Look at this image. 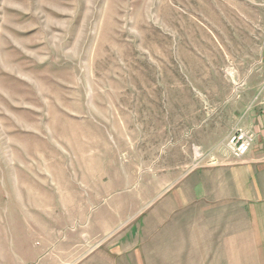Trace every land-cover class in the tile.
I'll use <instances>...</instances> for the list:
<instances>
[{
	"label": "rangeland",
	"instance_id": "obj_1",
	"mask_svg": "<svg viewBox=\"0 0 264 264\" xmlns=\"http://www.w3.org/2000/svg\"><path fill=\"white\" fill-rule=\"evenodd\" d=\"M263 78L264 0H0V264L170 227Z\"/></svg>",
	"mask_w": 264,
	"mask_h": 264
},
{
	"label": "crops",
	"instance_id": "obj_2",
	"mask_svg": "<svg viewBox=\"0 0 264 264\" xmlns=\"http://www.w3.org/2000/svg\"><path fill=\"white\" fill-rule=\"evenodd\" d=\"M244 126L253 134L248 150L187 173L184 191L175 196L185 211L171 213L170 227H155L147 243H139V231L133 243L136 236L128 230L120 243L88 251L81 242L119 233L79 232L53 245L41 264H264V101L255 104Z\"/></svg>",
	"mask_w": 264,
	"mask_h": 264
},
{
	"label": "built area",
	"instance_id": "obj_3",
	"mask_svg": "<svg viewBox=\"0 0 264 264\" xmlns=\"http://www.w3.org/2000/svg\"><path fill=\"white\" fill-rule=\"evenodd\" d=\"M261 90H264V78L262 80ZM252 140V132L243 128H237L228 140L230 151L236 158H240L248 150Z\"/></svg>",
	"mask_w": 264,
	"mask_h": 264
}]
</instances>
